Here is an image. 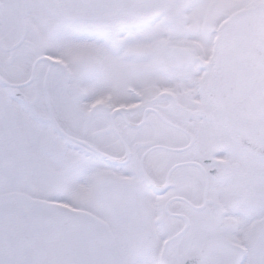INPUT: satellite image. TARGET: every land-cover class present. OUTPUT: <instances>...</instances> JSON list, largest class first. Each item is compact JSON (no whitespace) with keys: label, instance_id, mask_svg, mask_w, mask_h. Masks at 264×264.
I'll return each mask as SVG.
<instances>
[{"label":"snow or ice","instance_id":"6c2138e0","mask_svg":"<svg viewBox=\"0 0 264 264\" xmlns=\"http://www.w3.org/2000/svg\"><path fill=\"white\" fill-rule=\"evenodd\" d=\"M0 264H264V0H0Z\"/></svg>","mask_w":264,"mask_h":264}]
</instances>
